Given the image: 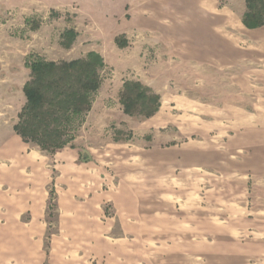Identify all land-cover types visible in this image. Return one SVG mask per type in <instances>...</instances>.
<instances>
[{
    "label": "rangeland",
    "instance_id": "374dc122",
    "mask_svg": "<svg viewBox=\"0 0 264 264\" xmlns=\"http://www.w3.org/2000/svg\"><path fill=\"white\" fill-rule=\"evenodd\" d=\"M142 8L187 30L182 40L218 9L242 13L241 23L246 13L245 0H0V264H264V176L245 174L232 145L242 120L232 107L264 103V31H225L240 62L220 69L178 60L157 32L131 31ZM121 14L123 29L112 23ZM89 52L104 67L71 140L54 153L24 144L13 126L28 64ZM125 82L158 96L153 115L124 113ZM175 90L190 102L171 103ZM177 125L202 133L181 138ZM194 144L213 149V166L173 160ZM76 152L92 164L66 172Z\"/></svg>",
    "mask_w": 264,
    "mask_h": 264
},
{
    "label": "trees",
    "instance_id": "16d2710c",
    "mask_svg": "<svg viewBox=\"0 0 264 264\" xmlns=\"http://www.w3.org/2000/svg\"><path fill=\"white\" fill-rule=\"evenodd\" d=\"M245 4L244 27L263 26L264 1L245 0ZM65 36L68 40L64 46L69 47L74 35L69 31ZM103 67L102 57L95 52L69 62L31 61L28 64L30 77L23 86L25 104L13 126L14 133L24 144H35L41 150L54 153L62 149L71 140L70 128L90 110ZM158 100V96L136 82H125L120 96L124 113L145 117L157 111ZM80 159L88 160L83 156Z\"/></svg>",
    "mask_w": 264,
    "mask_h": 264
},
{
    "label": "crops",
    "instance_id": "0c3cea01",
    "mask_svg": "<svg viewBox=\"0 0 264 264\" xmlns=\"http://www.w3.org/2000/svg\"><path fill=\"white\" fill-rule=\"evenodd\" d=\"M140 10L142 12L134 14L135 17H132L133 19L130 22V24H132V27L129 28L131 31L137 30L142 32L148 30L157 32L164 40V42L171 47V54L178 60H181L183 62L186 61L194 62L197 64L213 65L214 67L220 69H224L225 63L228 64L230 62H240L238 58L234 61V56L238 57L240 55L239 46L234 45V40H224L225 31L235 30L237 33H252L256 31H264V27L252 30L245 28L241 23L242 13H240L239 15L238 13L233 12L225 13L224 10L218 9L216 15H218L219 18L215 17L213 20L210 17L208 18V16H205V18L202 17V19L207 23V27L205 29L203 28L201 32L188 30L189 35L185 36L184 40H182L179 39V37H181L180 33H185L187 30H171L172 28L169 29V26H171L168 25L169 23L160 21L158 16H155L150 12H144L146 10H143V8ZM125 15L126 14H121V17H119L117 22L115 20L112 23L117 25L121 24V28L123 29L126 22V19H124ZM150 19H155V21L150 22ZM209 20H211L212 22L211 26L209 24ZM109 22L110 21H108V23ZM259 36L262 37L261 40H264V33L259 34ZM253 37L256 36L254 35ZM253 37L252 39H254ZM243 54H247V50H245ZM252 57L253 56H251V58ZM225 58L227 60H225ZM250 94L251 93L249 92V95ZM179 96L180 94L176 90L175 93L171 94V103H173L175 106L182 105V103L187 104L190 102L187 99L180 98ZM232 109L237 112V114L242 118V120H239L235 124L233 129L234 135L232 138V145L236 146L233 147V151H236L237 154H239L240 161H243V163L247 161L246 165L244 166L247 168V172H244L245 174L249 175L250 177L264 176V103L260 104L253 102L248 110H245L244 108H241L239 106H233ZM162 117L163 116H159L158 114L153 119H151V126H158L159 123L163 120ZM171 123H173L172 116ZM176 130L179 137L186 139L197 133H202L197 131L193 132L190 127L187 128L186 126L182 125H177ZM174 149L178 148L171 146V150ZM67 150L72 151L70 148H67ZM179 150L181 151L177 154L180 155H178V157L174 155L175 159L173 160L178 164L185 165L183 166L185 168L187 167L186 165L192 166L193 161L197 158L198 159L196 161L200 160L199 162L202 165L213 166L211 160L213 149L211 147H208L206 144L184 146L180 147ZM218 150L220 149L216 148L214 152L216 160H218V156L220 153L218 152ZM153 155H156L158 157V151L153 153ZM80 156L81 154H79V152H76L75 157H73L71 161L68 162V164L64 165L66 167V172L76 171L78 167L75 164L79 163V160L81 161ZM172 157L173 156L171 155V159ZM193 157H195V159ZM156 159L158 160V158ZM168 161L170 160L167 159V162ZM73 164L75 166H73ZM88 164L92 163L87 160L86 165Z\"/></svg>",
    "mask_w": 264,
    "mask_h": 264
}]
</instances>
